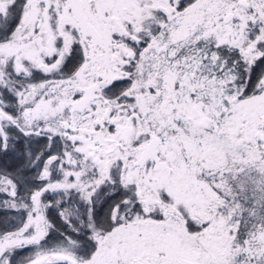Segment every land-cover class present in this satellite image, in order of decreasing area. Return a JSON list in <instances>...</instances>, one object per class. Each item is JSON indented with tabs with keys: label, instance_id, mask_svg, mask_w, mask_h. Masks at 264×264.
Masks as SVG:
<instances>
[{
	"label": "snow or ice",
	"instance_id": "snow-or-ice-1",
	"mask_svg": "<svg viewBox=\"0 0 264 264\" xmlns=\"http://www.w3.org/2000/svg\"><path fill=\"white\" fill-rule=\"evenodd\" d=\"M0 264H264V0H0Z\"/></svg>",
	"mask_w": 264,
	"mask_h": 264
}]
</instances>
